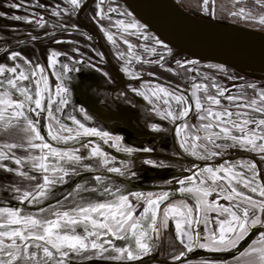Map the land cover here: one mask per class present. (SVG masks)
<instances>
[{"label": "rangeland", "instance_id": "374dc122", "mask_svg": "<svg viewBox=\"0 0 264 264\" xmlns=\"http://www.w3.org/2000/svg\"><path fill=\"white\" fill-rule=\"evenodd\" d=\"M83 1L84 0H78V5L73 6L70 0H12L10 1V3L7 2V4H5L6 9L0 8V14H3L0 16L5 18L7 22L13 21V19H11L12 16H21L25 19L17 21V23H19L20 25H26L25 28H20L18 26L17 29H19V31L16 29V31H14L13 33L12 30V33L10 32L8 36H4L5 33H3V31H0V66L4 68L16 67L17 73L15 75L17 76L19 75L20 71H23L25 75H29L30 80L21 81L20 84L22 87L27 86L29 89H31L32 92L30 94L32 95H34L35 91L37 90V82H39V90L43 92V95L39 98H41L42 100V105L46 106L47 109L46 111L37 110L40 111L39 116H37L35 112L28 111L25 113V116H27L28 119L10 121L9 117L13 115L14 110L8 109V111H3L5 105L0 104V112L3 113L4 117L3 119H0V209L8 211H17L20 219L19 225H13L8 229L0 230L11 231L12 228H19V230H21L25 235H31L32 233L28 232L27 226H25L23 223L26 217L38 218L41 220L45 218L56 219V214H61L62 216L64 212H69V217L63 219H77L80 221V223L76 225L69 224L68 230H66L67 234L86 236V225L90 227V224L89 222L84 221L83 214L79 213L78 209L82 206L86 207L91 203L101 200L99 192L102 189L104 190V185H107L108 189L116 188L118 184L116 182L118 180L114 177L113 174L122 173L121 175L123 177L135 180L136 174L134 175L132 171H128L126 173L125 169H123V167H120V162L114 159V157L109 153L104 152V157L92 156L91 158L84 160L83 162L85 163L90 161V163H88L87 166L84 167V171H91L90 174L88 175V177H84L79 181H76L74 184H71V181L69 179H65L64 171H70L72 174L77 171L71 169L72 167H74V162L68 161L65 158L63 160H56L55 163H51V160L54 161L56 156L51 155L49 153V150L31 147V144H41L48 142H46L44 137L43 140H38L35 138V134L31 131L29 127L28 120H31L35 123V127L37 131H39V133L41 131L46 132V134L52 140L60 144L72 142L70 141L72 139L70 132L73 130V127L67 125L62 120H59L54 110V107L55 105L60 104L58 106H61L60 111L62 114L65 113V111H68L69 99L73 98L74 95H76L73 89V85L78 84L80 85L79 90L85 91V84L90 85L89 82L87 83L88 79H90V82L92 80L94 84L101 76H99V73L101 71L97 66H103L106 63L105 59L102 58L103 55H99L98 53L96 54L95 52V49L98 47L95 44L94 37H92V31L87 26L83 25V22L82 24L80 20L76 18L75 12L78 6H80ZM182 1L192 9L209 8V3L205 4L204 0ZM2 2L4 1L0 0V7H5ZM13 4H19L20 7L13 8ZM214 6L216 16L223 21H226L231 24L264 30V23H261V19L264 18V0H214ZM115 8L120 9L122 12L129 15V12L126 8L123 7L122 9V7L120 8L117 5L115 6ZM241 8L244 9L243 13H240ZM115 10L116 9L114 8L106 7L105 10H99L98 12L96 11L92 14L93 17L94 14L95 16L97 14V16L101 20H97L96 22H99L101 24L99 26H101L103 32H105L103 42L108 48L109 54L112 59L115 61V63L119 62L121 66L124 63L123 68L126 72H128L127 77H129L130 79H135V77H137L138 79L141 78L140 73L143 72L144 76H142V79L145 78L149 72H156L160 75V77H162V80H160L161 83H165V85H170L169 83H171L173 88L180 89L182 90L181 92L187 90L190 106L189 113H194L198 111L200 115L203 114V116L206 117V119L199 120H197L195 116L191 117V120H195L194 123L199 122L197 123V125L199 124L198 126H196L195 124V129H198L195 133L198 134L200 137H203L201 136L203 132H207L210 136H215L212 130L213 128L205 129L203 126L209 123L214 126V123H219L218 121L216 122L213 117L207 116L206 109H211L212 111L216 109H226L227 111L232 113L247 115V113L250 112V109L252 107L264 108V101L261 100V97L264 96V80L244 76L240 73H237L236 71L229 70L227 67H223L220 65H211L209 63L199 64V62H187L186 65H179L178 61L184 59V56L181 55L176 56V58H165V64H171L174 67H181L183 76L182 80L184 83H187L184 84L183 82L178 80V77L174 73L168 71L169 68L165 69L164 66L154 64L146 66L137 65L134 67L132 64H127V61H131V59L133 58V56H129V49L136 50L137 48L139 50L141 46H143V44L141 43L142 39L136 35L131 38L130 32H124V30L131 31L134 28L128 27V25H133V23L130 21L125 22V20L127 19H119V21L117 22V26L115 25L114 19H112V17L114 18L116 15L114 14V12H116ZM87 15L89 16L88 12L86 10L83 11V18H86ZM28 20H31L32 23L29 24L27 22ZM27 23L29 25H27ZM39 24H41L42 27H40ZM139 25L140 24H136L135 27H138ZM121 28L123 30H121ZM113 30L115 32H113ZM10 34L18 35L16 36L17 38L15 37V35H13L12 39H10ZM109 35L112 36V40L108 39ZM114 37L118 39L122 46L118 43V41L115 40ZM37 39L39 40V42H35V40ZM62 44L63 46H61ZM64 44H66L67 46H64ZM34 47L36 48L35 53L33 54L31 52L33 51ZM13 53L19 54L16 59L11 58ZM53 53H56L54 57L52 55ZM58 53H60L61 55H58ZM64 53L65 55H63ZM44 55L46 56V59H48L49 63H46L44 61ZM80 55L81 58L79 57ZM26 56L28 57L26 58ZM153 57L155 58L156 55L154 54ZM37 65L44 69L42 75L44 76L45 80L40 79L41 73L36 67ZM33 72L36 73L35 76L31 75ZM86 72L88 73L87 76L85 75ZM110 72L113 75V72L111 70ZM6 75L9 77L13 76L12 73H6ZM164 78L166 79V81ZM2 79L3 77L0 76V80ZM167 79L169 83L167 82ZM108 80V84H102L106 89L109 90L108 92L103 91V93H99L100 90H91V93L93 97L98 94L103 95V102L111 105L114 110H118L115 109L116 106L109 100V97L112 101L114 99L118 100L123 94V88L121 87L120 89H115V81L111 79ZM181 84H184L186 88L181 87ZM196 85H199L200 87L197 88L195 87ZM92 89H94V87ZM5 90L6 89H4L3 87H0V99H7V97H4L2 95ZM220 91H223L222 96L219 94ZM124 95L126 97L127 93H124ZM10 96L13 101L20 99L11 93ZM176 96L180 95L174 91V93L172 94V98L175 102L176 100L174 99V97ZM208 96H215L217 99H219L220 104L216 105L211 103L207 100ZM125 97L122 96L121 99L129 103L130 100H125ZM228 97H233V99L230 100L228 99ZM75 98L76 100L74 101H76L77 105L78 97L75 96ZM197 99H199V102L202 105L201 109L196 108ZM61 100H66L67 103H60ZM252 101H255L256 103L252 104ZM129 104L132 105L131 103ZM237 105L245 106L238 107ZM32 106L34 107V105ZM81 106L82 105H78L76 107V110L82 109ZM28 107L29 105L25 103V108ZM173 108L174 114L178 111L181 112L180 115L183 113V111L181 110L183 109V106L181 108L180 105L178 106V104H174ZM57 111L59 112V110ZM71 111L74 112L75 110L71 109ZM122 111L125 112V110ZM146 112L149 113L151 118H155L157 115L154 109H151ZM77 113L79 112L77 111ZM252 114L255 115L253 112ZM258 116L259 118L257 121L264 118V113L260 112V115L258 114ZM234 118L237 119V117L235 116ZM245 118L246 116L239 117L241 121ZM75 120H77L79 124L81 123L83 125V131L84 129H100L98 125H88L82 123L79 118ZM119 122L118 120H115L113 121V124L118 125ZM172 123L174 124L175 121H172ZM152 126L153 125L151 124L150 128H152ZM168 127L170 128L169 123ZM155 128L161 129L160 126H155ZM69 129L71 131H68ZM117 129L120 131L121 127H117ZM232 129L233 128H230V131H232ZM152 130L154 129L152 128ZM161 130L165 129L163 128ZM231 134L235 135L232 132ZM258 134L264 135V131H261ZM83 135L85 134L80 132L77 136L81 137ZM53 136H56L57 139H53ZM86 136L96 137L94 135ZM127 136L131 137L132 133L130 132V134H128ZM212 138L209 137L208 139L206 137L203 138V140L211 141ZM219 139L221 140L219 141L220 146H214V144L212 145L210 142L206 141L204 151H215L216 154L214 155L218 156L221 155L225 150H236L234 149L236 147H234L233 144L227 142V140L230 139L224 138L222 134ZM214 141L217 142L216 140ZM256 143L261 144L260 142ZM48 144L51 146L52 149H55L61 153L68 152L69 154H71L75 152L76 155H82L81 152H78L79 148L70 149L69 147H55L52 146V144L50 143ZM87 144L95 145L96 142L93 139H89L87 141ZM225 144L230 146H226ZM9 145L16 146L9 147ZM240 147L243 149L245 148L244 146ZM43 155L48 156L47 161H44V163L49 166L48 172H44L43 169L33 167L34 161L32 158H38ZM206 155L212 156L209 153H206ZM258 155L263 157L264 152H261L259 154L257 153V156ZM105 157L108 160V164H104L103 162ZM16 160H21V163L17 164ZM39 162L40 161L38 159L35 161V163ZM165 162L166 160H162L161 164H165ZM156 164L158 163L156 162ZM126 165L129 166V163ZM54 166L55 168L58 167L57 169H55V171H53ZM109 167H118L124 170V172L122 170L119 173L109 172L107 170ZM134 167L138 168V163H136ZM172 171L180 172L181 169L176 164H173ZM21 173H26L27 175H21ZM262 174L264 176V172ZM45 175L56 178H59V176H64L65 180L62 181L61 185H59L58 182L55 184V186H46L47 195L44 197H40L37 186L38 184H43L41 182L43 181V176ZM96 176L102 177V182H97L94 179V177ZM28 177H35V179H29ZM176 177L180 178V174L176 175L173 181L176 180ZM65 191H70L71 194L69 193V195H67L68 192L66 193ZM24 192H30L33 195L27 199H23ZM172 201L176 202V199H173ZM19 203L23 204V206H17ZM180 205L181 204L178 205L179 208ZM189 206H191V203L189 204ZM90 215L96 219H100L99 214L90 213ZM3 217L4 213L0 212V224L7 223V219ZM173 223H176V219H173ZM248 233L249 231L246 232V234ZM246 234L244 235V238ZM244 238L240 240L236 246H238L244 240ZM14 239L15 243L21 247L25 244V241L20 240L18 237ZM91 239L92 238L90 237L89 241ZM0 240H2L5 245L11 244L13 242L7 237H0ZM109 240L111 241V243L104 245V248H106L107 251H104L102 249H92L89 245V248L87 250L73 251L68 249L66 251L68 253L66 257L79 261L102 260L106 262H123L127 260L126 254H121L120 252L116 251L117 248H125L120 247L122 246V242L117 240L115 241L111 238L110 234L102 235L101 241ZM27 243L33 246L27 249V251H36L34 245L43 244L44 242L29 240L27 241ZM177 245L178 244L176 237H174V233L172 232V230L168 229V254H170L172 250L176 248ZM250 252L251 251L244 249L240 251L236 256L230 257V259L228 258V261L223 262L224 260H221V263L219 264H228V262H230L229 264H240V262L243 263L245 261H240L241 259L246 257L253 258V255L250 254ZM20 255L21 253L18 252L17 256L19 257ZM39 256L40 258H43L42 251L39 252ZM164 257H166V254H164ZM4 258L7 259V257ZM14 264H26V260L18 259L16 262H14Z\"/></svg>", "mask_w": 264, "mask_h": 264}, {"label": "water", "instance_id": "95a60500", "mask_svg": "<svg viewBox=\"0 0 264 264\" xmlns=\"http://www.w3.org/2000/svg\"><path fill=\"white\" fill-rule=\"evenodd\" d=\"M89 0H84V2L79 6L77 16L76 18L80 20V22H83L87 24L88 27L92 28L94 30L93 36L95 44L97 47L101 50L103 55L105 56L106 60L108 61V64H110L111 68L114 71L115 77L117 78V84H115V89L123 88L125 86L124 82L125 79L121 73V70L118 66H116L112 58L109 54L108 48L104 44L98 29L94 24L90 22H85L81 18V10L83 7L88 3ZM124 8L127 9L129 12L130 19L132 18L135 20L136 23L140 24L141 27L145 30V32L150 34V37H152V40L156 44L165 45L169 48V52L167 55L159 54L156 52V56L159 55L158 60L156 61L158 65L163 64V58L164 57H175L176 56H184V59L181 61H178L180 63L178 64H184L186 65L187 62L194 63L199 62V64H206L209 63L211 65H220L223 67H227L231 71H236L237 73H240L244 76H248L251 78L256 79H263L264 80V30H260L253 27H246L236 24H231L228 22L218 21L215 20L213 15L211 18H205L201 16H197L184 7H182L176 0H118ZM127 22V21H125ZM133 28V27H132ZM125 32V31H124ZM127 32V31H126ZM128 33V32H127ZM137 35V34H134ZM22 38V37H21ZM141 39L145 38V35L140 36ZM35 39V38H34ZM116 40V39H115ZM117 41V40H116ZM125 44V43H124ZM127 44V43H126ZM137 49V48H136ZM142 50V48H140ZM131 50V49H129ZM130 52V51H129ZM139 54V51L135 52ZM158 53V54H157ZM22 57V56H21ZM28 56H26L27 58ZM31 57V56H30ZM152 63V62H151ZM151 65V64H150ZM87 72L85 75L87 76ZM81 79V78H80ZM78 82V81H77ZM90 83V85L85 84L86 90H79L78 84L73 85V89L76 95H74L73 98L69 99L68 104V111H65V113H61V106L55 105L54 110L56 112V115L58 116L59 120H62L67 125L72 126V129H78L81 131H78V133L82 132L84 133L83 129L80 127L82 125L81 123L75 119H80L82 123L88 124L87 121H90L92 125H98L100 129L94 128L96 131L101 133H108V136H96L92 137L94 138L96 144L95 145H89L87 144V137L86 135H83L81 137H78L77 143L74 142L72 139L65 144H60L54 140H52L44 131L40 132V135L44 137L46 142L52 144V146L60 147L64 146L65 148L69 147L70 149H78V152H81V156L83 159L80 160V162H74V167H72V170H77L73 174L70 171H66L67 175H65V179H69L71 181V184H74L76 181H79L80 179L84 177H88L91 171H84L89 162L85 163L83 162L86 159H89L92 157V150L94 148H99L102 153L106 152L109 153L116 159L118 162H120V167L125 169V172L132 171L133 174L139 176L137 177L135 175V180L123 177L121 174H113L114 177L118 180L116 183V188H110L108 192L104 191L103 189L100 190V197L101 200H98L91 204H96L99 202L107 203L108 201H113V199L117 200L120 196H127L128 201L134 206L135 208V216L139 217L140 212L143 211V208L147 206V200L149 198L157 201L158 208H156V213L158 215L159 208L162 204L165 202L172 200L177 197H185L193 200L195 204V217L192 223V229H193V240H198L199 242V236H197L198 233V223L201 214V204L198 201V199L195 197L193 193L185 192L183 189L178 186V184L172 182L170 186H167L166 188L160 187L159 189L161 192L159 194H153L154 193V184L160 183L161 181H164L165 179L169 178L170 167H166V164H161L162 160H168V155L164 151H160L158 147L159 139H156L154 136H158L159 133L163 134L165 132L162 131H156L152 130L150 126H148V123L146 126H141L140 128H136L133 125V122H119L118 125H114L113 118H115L116 115H119V109L121 108L120 104L118 105L117 99H114L113 101L116 102V107L114 110L112 106H109L111 108H108L107 103H104L100 96L101 94L96 95L95 97L92 96L91 90H100L98 88H104L106 91H109L106 89L102 84H98V82H95L93 84V81L88 79L87 83ZM144 86V84H141ZM94 87V89H92ZM4 89L9 91L14 96L21 99L19 92H16L14 90H11L7 84L3 86ZM72 89V90H73ZM77 91V92H76ZM116 91V90H114ZM99 93H101L99 91ZM78 97V104L76 105V98ZM122 96L125 97L124 94ZM188 96V94H187ZM135 98H140L139 96L135 95ZM132 97L126 95L125 100H130L129 103L124 101L126 104V107L122 108L125 110L123 112L121 110V115L130 117L129 115H133L134 113H142L144 118H149L150 115L147 109V106L141 103H133L131 100ZM101 100L102 102H100ZM109 100L112 102V100L109 97ZM189 103V99H188ZM28 104V103H27ZM78 105H82V109H77L76 107ZM162 106V104H161ZM59 107V109H58ZM157 115L155 118L160 124L164 126H160L161 128H164L166 130L174 129L178 122H175L174 124L171 121V118L174 116H178V112L174 114L172 112V116L168 117L165 116V118L158 114L162 113L160 111L161 108L159 106L155 105ZM163 107V106H162ZM189 107V104H188ZM71 109L75 110L74 112L71 111ZM181 109V108H180ZM59 110V112L57 111ZM77 111L79 113H77ZM115 111V112H114ZM224 110L216 109L213 112H222ZM84 112V113H83ZM93 112L95 113L96 117L89 115V113ZM250 113V112H248ZM241 114V116H246V118H252L249 115H253L252 112L250 114ZM163 114V113H162ZM255 115L252 118L254 120H258L260 115V112L257 111L254 113ZM190 113L188 111L186 116H189ZM121 116V117H123ZM240 116V117H241ZM151 118V117H150ZM263 118V117H261ZM213 119H215L213 117ZM226 119V118H225ZM233 119H235L233 117ZM264 119V118H263ZM216 120V119H215ZM217 122V120H216ZM168 123L170 128L168 127ZM172 123V124H171ZM218 123H214V126L212 128H219L227 125L230 128H233L231 123L227 124H220V127H217ZM115 127H114V126ZM105 127V128H104ZM117 127H121V130L119 131ZM109 129V130H107ZM147 129V131L142 130ZM155 129V128H154ZM212 129V130H214ZM234 129V128H233ZM232 129V131H234ZM138 130V131H136ZM154 131L153 133H148V131ZM237 130V129H236ZM118 131V132H117ZM134 131L136 132V136H127ZM208 134V133H207ZM223 135V134H222ZM210 136V135H209ZM162 140L165 141L164 135H162ZM86 138V139H84ZM119 138V139H117ZM144 138H147L149 142L147 144H144L141 142ZM212 138V137H210ZM216 138H212L211 141L214 142ZM87 140V141H86ZM161 140V142H162ZM217 141H221L219 139H216ZM228 143L231 144L229 140H227ZM214 142L213 144H215ZM82 145V146H81ZM123 148H116V146ZM226 146H230L225 144ZM105 146H108V150L103 151ZM135 147V148H134ZM130 148L132 149L131 152H126L125 149ZM81 149V150H80ZM144 149H149V151H144ZM256 150V151H255ZM77 151V150H76ZM252 151H255L253 153L261 152L259 148L253 149ZM214 160H206L203 163L208 166H215L220 161H222L221 155L215 156ZM249 158H254L257 160L256 156H252L251 154H247ZM54 157V156H53ZM241 157V156H238ZM53 159V158H52ZM60 158L56 156V158L51 160V163H55L56 160H59ZM156 162L158 164H156ZM61 163V161H60ZM129 163V166L126 164ZM138 163V168H135L134 165ZM57 164V163H56ZM140 165V166H139ZM58 168V167H57ZM54 166V169H57ZM122 170V169H121ZM64 171V173H65ZM124 172V170H122ZM184 170L179 172H173L174 175L180 174V176L183 174ZM93 173V172H92ZM95 173V172H94ZM55 174V173H53ZM64 175V174H63ZM54 176V175H53ZM167 176V177H166ZM44 177V176H43ZM52 179L59 180V178L56 177H50ZM63 176V181L65 180ZM41 183H44L42 181ZM40 183V184H41ZM115 183V184H116ZM192 183V182H189ZM56 184V183H55ZM55 184H52V186H55ZM59 185L62 184V182L58 183ZM114 184V183H113ZM39 185V184H38ZM158 185V184H157ZM176 185V186H175ZM66 192V191H65ZM68 192V193H67ZM67 195H69L70 191H67ZM71 194V193H70ZM148 195H150L148 197ZM165 197L163 200H159L158 198ZM59 198V197H58ZM78 203V202H77ZM80 205V203H79ZM17 206L22 207L23 204L19 203ZM199 209V210H197ZM75 210V209H74ZM149 216H151V213H149ZM156 222V220H155ZM154 222V224H155ZM144 223L147 225L148 221H144ZM154 226V225H153ZM148 227V237L147 242L150 245V251L148 254H141L142 258L138 260H125L123 262H108V264H174L182 260L190 259V258H206V259H219V260H225L227 258H230L232 256L237 255L241 250L245 248V246L252 240L254 237L258 236L262 231H264V225H256L255 227H252L249 229V233L246 234L244 240L235 247H229L224 250L220 251H209L207 248H203L200 250H195L198 244H193V250L192 254L187 250V248H184L183 255L179 257V259L175 260H162L160 258H157L153 256V252L155 248H157V244L152 238V227ZM111 238L115 241L122 242L120 247H129V244L133 242V237L131 233H123L122 235H114L110 234ZM127 235V239H119V236ZM189 241H187L188 244ZM154 248V249H153ZM153 249V251H151ZM67 248L62 249L61 253H55L57 259L63 260V264H86L94 260H88V261H79L75 259L68 258L66 256L62 255V252L67 251ZM102 261V260H100ZM52 264H55V261L52 262Z\"/></svg>", "mask_w": 264, "mask_h": 264}, {"label": "snow or ice", "instance_id": "6c2138e0", "mask_svg": "<svg viewBox=\"0 0 264 264\" xmlns=\"http://www.w3.org/2000/svg\"><path fill=\"white\" fill-rule=\"evenodd\" d=\"M71 4L73 6L78 5V0H70ZM204 3L207 4L208 0H204ZM13 8H19V4H13ZM244 9H240V13H243ZM236 14V13H233ZM3 15V14H0ZM11 19L20 21L25 19L21 16H12ZM28 23H32L31 20L27 21ZM261 23H264V18L261 19ZM128 27H135V25H128ZM109 40H112V36H108ZM18 53L12 54V59H16ZM53 57L56 55V53L52 54ZM51 61V58H50ZM39 69V72L41 73L40 79L45 80L43 74L44 69L40 67L39 65L36 66ZM66 67V66H65ZM6 73H12L13 76L9 77L6 75ZM17 73L16 67L11 68H4L0 66V76L3 77L2 80H0V87H3L5 83L7 86L16 92H19V95L21 99H17L16 101H13L11 99L10 93L5 90V92L2 94L4 97H7L6 100L0 99V104L5 105L3 111H8V109H13V115L9 117V120H26L28 119L27 116H25V113L28 111L35 112L37 116H39L40 111H46V106L42 105L41 97L43 95V92L39 90V82H37V90L35 91L34 95L30 94L32 92L31 89H29L27 86H21V81H29L30 77L29 75H25L23 71L19 72V75H15ZM32 76H35L36 73L33 72L31 74ZM195 87L199 88V85H196ZM160 92H164V89H160ZM59 92V89H58ZM221 96L223 95V91H220L219 93ZM167 95V93H166ZM176 100V103L183 104L186 103V100L183 96H176L174 97ZM228 99H233V97H228ZM207 100L210 101L213 104L219 105L220 101L215 96H208ZM261 100L264 101V96L261 97ZM25 103H28L29 107L25 108ZM60 103H67L66 100H61ZM167 103V101H166ZM252 104H255V101L251 102ZM34 105V107L32 106ZM238 107H244L245 105H237ZM196 108L201 109L202 105L199 102V99L196 101ZM40 110V111H37ZM257 111H260L264 113V108H257ZM188 111H190V106L188 108H185L183 110V115H187ZM207 116L208 117H214L219 123L216 125L217 127H220V124H227L231 123L233 128H236L240 131V136H235L231 134L230 128L220 127V131L215 133L217 137H220L221 134H223V137L226 139H231L233 141H236L238 144H248L251 145L253 149L259 148L261 152H264V143L257 144L256 140L259 139L261 141H264V135H259L255 131L252 132V135L249 136L247 133H245V127L249 123H254L256 125V128H261V126H264V119H260L259 121H256L252 118H245L242 121L239 119L240 115L239 113H232L227 111L226 109L222 112H213L211 109H206ZM169 116L172 115L171 112L168 113ZM237 117V119H233V117ZM3 113L0 112V119H3ZM179 119V115L176 117ZM201 119H206V117L201 116ZM226 118V119H225ZM29 127L31 131L35 134V138L38 140H43V137L40 136L39 131H37L35 127V123L31 120H28ZM81 128H83V125H80ZM205 129H210L213 127L211 123L205 124L203 126ZM68 131H71L70 129ZM85 135H94V136H108V133H101L96 131L95 129H84ZM71 138V137H69ZM53 139H57L56 136H53ZM119 139V138H117ZM16 145H9V147H15ZM219 146V145H217ZM31 147L33 148H41V149H47L49 150V153L51 155H55L59 157L61 160L67 159L71 162H78L81 159H83L81 156L76 155L75 152L69 154L68 152H58L55 149H52L51 146L48 143H41V144H31ZM126 152H131L132 149L126 148ZM144 151H149V149H144ZM92 156L94 157H104V153L100 151L99 148H94L92 150ZM34 163L33 167L43 169L44 172L49 171V166L44 163V161H47L48 156L43 155L38 158H32ZM39 160V163H35L36 160ZM104 164H108V160L105 157L104 158ZM17 164L21 163V160H16ZM246 167L255 168V165H247ZM63 170V169H61ZM109 172L113 173H119L121 171L118 167H109L107 169ZM55 171V169H53ZM208 173H211L213 180L215 181L217 178L224 180L227 178L228 180V186L231 187V193H229L225 198L229 199L230 201L233 199V194L237 197L242 196V194L237 191V189L232 186L231 180L234 178L235 174L233 173L232 176H228V173L231 172V169L223 168L219 169V171L225 172V176L218 177L217 171H214L211 168L206 169ZM67 175V172L64 173ZM21 175H27L26 173H21ZM29 179H35V177H28ZM94 179L97 182H102V177L96 176ZM192 178H189L191 180ZM244 179V177H242ZM44 183L41 185H38L39 190V196L44 197L47 195V187L48 185H52L58 182L63 181V176L59 178V180L52 179L48 175H45L43 177ZM183 183V181H181ZM204 181H201V184L203 185ZM250 183H246L244 187H249ZM221 192H226L227 189L221 186ZM253 192L258 191L257 188L251 189ZM104 191L108 192L110 191L107 187V185H104ZM185 192H193L192 188H186L183 189ZM203 191V194L206 196L208 195V189L204 188H197L196 192ZM260 195L264 197V188L259 189ZM33 194L30 192H24L23 193V199H27ZM165 197L158 198L159 200H163ZM248 201L247 206H243L242 204H237L235 206V209L233 208H221V214L222 213H228L231 216V220L229 221H217L219 223V235L216 234V232H212L209 236L205 237L206 243L198 244V240H193L192 236L188 235L187 230L182 227V225L178 222L176 224V230L178 237H184L186 236L188 239V244L185 245L187 250L191 252L193 250V244H198L200 248H207L209 251H220L224 250L226 248L235 247L240 240L244 238V234L249 231L250 228L255 227L256 225L261 223L260 217L256 215L257 208H259V211L264 212V202H260L259 205H257L256 202H253L250 197L244 198ZM180 207H184L183 205H180ZM219 207V206H218ZM156 208H158L157 201L149 198L147 200V206L143 208V211L140 212L139 217L135 216V208L134 206L128 201L127 196H120L118 200H115L110 203H96V204H89L88 206H82L78 209L79 213L83 214L84 221L89 222L90 227L86 225V236H80V235H68V225H76L80 223L77 219H63L69 217V212H64L61 216V214H56V219H49L45 218L43 220L33 217H26L23 221L24 225L27 226V230L29 233H32L31 235H25L19 228H12L11 231L7 230H0V237H7L8 239H11L13 242L11 244L5 245L2 240H0V264H14L18 259L20 260H26V264H52L53 261H55V264H63V260L57 259L55 253H61V250L64 248L73 250V251H81V250H87L89 248V245L92 249H102L104 251H107L106 248H104L105 244H110L111 241H101L102 235L105 234H114L115 232H124V233H131L133 237V242L129 244V247L127 248H117L116 251L120 252L121 254H126V258L129 261L132 260H138L141 259V254H148L150 251V245L147 242L148 237V227L153 226L155 220L157 219V213ZM173 212H177V208L170 209ZM199 210V209H197ZM188 213H191V209L187 210ZM0 212L4 213V217L7 219V223L0 224V229H8L13 225H19L20 219L19 214L17 211L12 210H4L0 209ZM90 213H96L99 214L100 219H96L93 216L90 215ZM149 213H151V216H149ZM181 215H184V213H180ZM187 223L191 224V220H188L187 217H185ZM144 221H148V224L146 225ZM199 223V221H197ZM225 223H227L229 226L225 228ZM152 230L155 231L154 226L152 227ZM74 231V230H72ZM261 237L264 238V231L260 233ZM197 236L199 234L197 233ZM19 238L22 241H25V244L21 247L15 243L14 238ZM92 238L89 241V238ZM119 239H127V235L119 236ZM29 240H35V241H42L43 244H36L34 245L36 251H27L30 247H33L32 245H29L27 241ZM100 241V242H98ZM181 243H184L183 239H181ZM43 252V258H40L39 252ZM253 252H257L258 250L253 248ZM21 253V255L18 257L17 253ZM63 256H67L68 253L62 252ZM183 255V253H181ZM4 257H7L5 259ZM176 259H179V257H176ZM261 264H264V252L261 253Z\"/></svg>", "mask_w": 264, "mask_h": 264}, {"label": "crops", "instance_id": "0c3cea01", "mask_svg": "<svg viewBox=\"0 0 264 264\" xmlns=\"http://www.w3.org/2000/svg\"><path fill=\"white\" fill-rule=\"evenodd\" d=\"M122 96L118 99L117 104L121 106L119 111L123 110L122 108L126 107V104L123 99H121ZM114 105H116V102L112 101ZM111 105H108V108ZM192 107V106H191ZM122 112H120L119 115H116L113 120H120V122H133V125L136 128H140L141 126H146L148 123V126L151 127V124L153 125L152 128L154 129L155 126H158L159 123L156 119L152 118H144L141 112L140 113H134L130 117H126L121 115ZM179 119L176 118V116L171 118V121L178 122L176 127L173 129L171 133H168V130L165 129V133L161 134L159 133L158 136H154L156 139H159L158 147L160 151L166 152L168 155V160H166L165 164L166 167H170L169 169H172L173 164H176L182 171L184 170L183 174L180 176V178L175 177L172 170L169 171L171 173L169 175L168 179H165L164 181H161L158 184V187L154 188V193L159 194L161 190L160 187L166 188L167 186H170L172 182H176L179 187L181 188H192L193 193L195 197L198 199V201L201 204V214L199 218L198 223V234H199V242L198 244L206 243L205 237L209 236L212 232H216L217 235H219V223L217 221H229L231 220V216L228 213H222L221 214V208H233L235 209V206L237 204H242L243 206H247L248 201L244 198L250 197L253 202H256L257 205H259L260 202H264V197L260 195L259 189L264 188V166H261L260 161H262V156L258 155L257 153H253L255 151L249 152L246 148L236 147L234 149L236 150H225L221 154L222 161H220L217 165L208 166L204 164L203 162L206 160H214V156H207L206 153H209L211 155L216 154L215 151L205 152L204 148L201 147V138L206 137H215V136H209L207 132L204 133V135L201 134L200 137L197 132L198 129H195L197 123H194L191 117L195 116L197 120L201 119L200 117L203 116V114H199V112L190 113L189 116L180 115ZM196 113V114H195ZM123 116V117H121ZM190 118V119H189ZM194 120V119H193ZM195 121V120H194ZM151 123V124H150ZM179 127V128H178ZM163 129V128H162ZM146 130L147 129H142ZM154 130L159 131L160 128H155ZM138 131V130H136ZM131 132V131H130ZM136 132H132V136H136ZM162 135L165 137V141L162 140ZM167 139V140H166ZM162 140V142H161ZM177 141L180 147L177 146ZM186 145V147L184 145ZM135 148V147H134ZM263 153V152H262ZM247 154H251L252 156L255 155L258 157V160L254 158H249ZM241 156V157H238ZM254 156V157H255ZM258 161V162H257ZM255 165V168L246 167L247 165ZM227 168L231 169V172L228 173V176H232L234 173L235 176L231 180L232 186H234L237 191H239L242 196L237 197L233 194V199L230 201L229 199H226L225 197L231 193V187L228 186V180L227 178L224 180L216 179L215 181L212 178L211 173H208L206 169L211 168L214 171H217L218 177L225 176V172L219 171V169ZM206 175V176H205ZM167 177V176H166ZM244 177V179H242ZM189 178H192L189 180ZM183 181V183H181ZM201 181H204L203 185L201 184ZM192 182V183H189ZM175 183V184H176ZM246 183H250L249 187H244ZM176 186V185H175ZM221 186L227 189L226 192H221ZM197 188H204L208 189V195H204L203 191L196 192ZM257 188L258 191L253 192L251 189ZM176 202L169 200L164 203L163 206L160 207L156 222L154 224L155 231H152V238L156 242L158 246V242L160 239H162L165 242V254L166 257H161L162 260H175L176 257H181L184 255H181V253L184 252L185 245L187 244V237H178L177 230H176V224L179 222L182 227H184L188 235L193 236V229H192V223L195 217V204L193 200L185 197H177ZM118 200V199H117ZM115 201V199H113ZM108 201L107 203L113 202ZM184 203V204H183ZM191 203V206L189 204ZM177 204V205H174ZM179 204H183L182 207H178ZM219 206V207H218ZM177 208V212H173L170 209ZM187 207V208H186ZM191 208V213H188V209ZM180 213H184V215H181ZM256 215L260 217L261 223L258 225H264V212L259 211V208H257ZM185 217H187L188 220H191V224L187 223ZM173 219H176V223H173ZM229 225L225 223V228H227ZM171 227V229H169ZM172 230L174 233V237H176L177 240V246L172 250L170 254H168V246H167V230ZM124 232H115L114 235H122ZM246 234V233H245ZM244 234V235H245ZM181 239H183L184 243H181ZM231 247V246H230ZM255 248L258 251L253 252L252 249ZM154 249V248H153ZM200 250L203 248H200L198 245L195 250ZM246 250L251 251L250 254L253 255V258H243L240 261H245L243 263L240 262V264H261V253L264 252V238L261 237L259 234L258 236L254 237L246 246ZM243 249V250H244ZM174 251V253H173ZM242 251V250H241ZM194 251L191 252V254ZM172 254V255H171ZM174 254V255H173ZM176 254V255H175ZM236 256V255H235ZM233 257V256H232ZM230 259V258H229ZM250 259V260H249ZM249 260V261H246ZM228 261V258L225 259L223 262ZM156 263V262H154ZM151 263V264H154ZM221 263V260L219 259H206V258H190L186 260L179 261L174 264H219ZM230 262H228L229 264ZM227 264V263H226Z\"/></svg>", "mask_w": 264, "mask_h": 264}, {"label": "flooded vegetation", "instance_id": "af4514ba", "mask_svg": "<svg viewBox=\"0 0 264 264\" xmlns=\"http://www.w3.org/2000/svg\"><path fill=\"white\" fill-rule=\"evenodd\" d=\"M176 1L182 7H184L185 9H187L188 11H190L191 13H193V14H195L197 16H201V17H205V18H211V16L213 15V17H214L215 20L223 21L220 18H218L216 16V14H215L214 0H208V3H209L208 4V7L209 8H207V9H203V8L202 9H195V8L192 9V8L188 7L182 0H176ZM116 5L119 6L120 8L122 7V9H123V6L118 1H116V0H89L88 3L81 10V14H80L81 15V18L85 22H90V23L94 24V26H96V28L98 29L99 34H100L102 40L104 38V33L105 32H103V29L101 28V26H99L101 24L99 22H96L97 20H99V21H101V20L97 16V14H96V16L94 14V17L92 16V14L95 13L96 11L98 12L99 10H105L106 7L107 8H114V9H116L115 10L116 12H114V14H116V15H115L114 18L112 17V19H114V23H115L116 26H117V22L119 21V19H121V20L127 19L125 21H130V22L133 23V25L138 24V23L135 22V20L133 18L131 20L130 19V16L128 14H125L120 9L115 8ZM78 8H79V6H78ZM78 8H77V10L75 12V15L76 16H77ZM85 10L88 12L89 16L87 15L88 17L86 16V18H83L82 13ZM195 12H197V13H195ZM223 22H226V21H223ZM83 25L87 26V24H85V23ZM88 28L94 33V30L92 28H90V27H88ZM113 28H115V27H113ZM117 29H119V28H117ZM121 30H123V29L121 28ZM140 30H142V31H140ZM124 31H127V30H124ZM113 32H115V31L113 30ZM127 32H130V34H131L130 37L131 38H133L134 34H137L136 36H138L139 38H140L141 35H145V38H143L141 40V43L143 44V46H141L142 50L141 49H139V50L138 49H136V50H134V49L129 50L130 51L129 52L130 55L129 54L128 55L129 56H133V58L132 59L129 58V59H131V61L128 60L127 61V64H132L134 67L137 66V65H139V66H146V65H150V64L151 65H154V64H157L158 65V63L156 61L158 60L159 55L154 58L153 57L154 54H156V52H158L159 54H164V55H167L168 54L169 48L167 46H165V45H161V44L154 43V41L152 40V37H150V34L147 33V32H145V30L143 29V27H141L140 25L138 27H134L133 30L127 31ZM115 39L118 41L117 38H115ZM118 43L122 46V44L119 41H118ZM61 46H63V44ZM64 46H67V45L64 44ZM137 51H139V54L138 53H135ZM95 52H96V54L98 53L99 55L100 54L103 55V53L101 52V50L99 48H96L95 49ZM58 55H61V54L58 53ZM63 55H65V53ZM79 57L81 58V55ZM102 58L105 59V62L107 63V65L105 63L103 66H97L100 69V71H101L100 72L101 74L99 73V76L100 75L101 76L98 78V80L96 82H98V84H108V82H107V81H109L108 79H111V80H114L115 81L114 84H117V78L115 77V74H114L113 69L111 68L110 64H108V61L106 60V58H105L104 55H103ZM165 58H168V57H164L163 58V61H162L163 64L160 65V66H164L165 69H168L169 68L168 71H170L171 73H174L178 77V80L181 81V82H183V80H182L183 79V76H182V69H181V67H174L171 64H168V65L165 64V62H164V59ZM43 59H44V61L46 63H49V61H48V59H46V56L45 55L43 56ZM90 59H92V58H90ZM92 60H94V59H92ZM112 61H113V63L116 66L119 67V69L121 70V73H122V75H123V77L125 79V82H124L125 86L123 87V92L122 93L123 94L124 93H127L128 96L132 97L131 98L132 99L131 101L133 103L136 104V103H140V102L142 103L143 102V104H145L147 106L148 111L151 110V109H154L156 111L157 108L155 107V105H157V106H159V108H161L160 111L163 113V114L162 113H158V114L162 115L164 118H165V116L171 117L173 114L171 116H169L168 113L169 112L172 113L174 111L173 105L174 104H177L175 101H173V98H172V94L175 91L180 96H183L185 98V100H186V103L179 104L181 106V108L183 106V109H181V110L183 111L185 108H188V104L189 103H188V96H187L188 91L187 90H184L183 92H181L182 90L177 89V88H173L172 84L168 82V79H167V82L170 85H165V83H161L160 80H162V77H160V75L158 73H156V72H153V73H150L149 72L148 75L145 77V78H148V79H145V78L142 79V76H144V72L143 73H140L141 74V78L138 79L137 77L134 76L135 79H130L129 77H127L128 76V72H126L124 70V68H123L124 67V63L121 66L118 61H117L118 63H115V61L113 59H112ZM178 63H180V62H178ZM165 65H167V66H165ZM108 68L113 72V75H112V73L110 72V70ZM180 72H181V74H180ZM140 79H142V80H140ZM165 81H166V79H165ZM141 84H144V86L141 85ZM184 84H187V83H184ZM184 84H181V87L186 88V86ZM161 88L164 89V92H160L159 91ZM98 89H100V92L101 93H103V91H106L104 88H98ZM106 92H108V91H106ZM166 93H167V95H166ZM135 95L139 96L140 98H135L134 97ZM102 96L103 95L100 96V99L103 101ZM101 100H99V101L102 102ZM166 101H167V103H166ZM161 104H162L163 107L161 106ZM256 109L257 108L252 107L250 109V112L256 113L257 112ZM89 115H91V117H93L96 114L93 113V112H91V113H89ZM249 116H251L252 118H256V117H253L254 115H249ZM190 118H191V115H190ZM192 121L194 122V120H192ZM87 122H88V125L89 124H92V123H90V121H87ZM160 126H164V125L160 124ZM107 130H109V129H107ZM233 130L234 131H231L233 134L239 135V136L241 135L240 131L238 130V132H237L236 128H234ZM78 131H81V130L73 129L70 132V135L72 137V140L74 142H76V143H77V140H78V136H77L78 135ZM159 131L165 132V130H159ZM172 131H173V129H169L168 130V133H171ZM253 131H255L258 134L261 131H264V126H261V128H256V125L254 123H249L245 127V133H247L249 136H251ZM153 132L154 131H152V130L148 131V133H153ZM217 132H219V128H215L213 130V133L214 134L217 133ZM204 133L205 132H203L202 135H204ZM86 137H87L88 140L89 139L95 140L94 138H92L90 136H86ZM215 137H216V139H219V137H217L216 135H215ZM207 138L209 139V137H207ZM203 141H204L203 138H201V142L200 143H201V147L202 148L205 147V142L206 141L207 142H210L212 145L215 142V141L213 142V141L206 140L203 143ZM229 141L231 142V144L234 145V147L244 146L246 149H248L249 152H251V150L253 149L251 145H248V144H245V145L238 144L236 141H233L231 139ZM141 142H143L144 144H147V142H149V141H148L147 138H144ZM256 142L264 143V141H261L259 139H257ZM217 145L220 146V142L219 141H217L214 144V146H217ZM233 145H231V146H233ZM120 146L121 147H119V145H118V146H116V148L117 149L118 148H121L122 149L123 146L122 145H120ZM177 146L180 147V145L178 144V141H177ZM184 146L186 147V145H184ZM105 148L106 149H104L103 151H105V150L107 151L108 150V146H105ZM256 158L258 160V157H256ZM262 158H263L262 161H260L259 163H261V166H264V155H263ZM152 187H158V185L157 184H154V186H152ZM153 194H155V193H153ZM149 196L150 195H148V197ZM163 205L164 204H162L161 206H163ZM169 229H171V227H169ZM164 246H165V242H163V237H162V239H160V241L158 242L157 248H155V250L153 252V256H155L157 258H161V257L163 258L164 257V254H165V247ZM151 251H153V249ZM166 257H168V256H166ZM86 264H108V262H106V261H100V260H94V261H91V262L86 263Z\"/></svg>", "mask_w": 264, "mask_h": 264}, {"label": "trees", "instance_id": "16d2710c", "mask_svg": "<svg viewBox=\"0 0 264 264\" xmlns=\"http://www.w3.org/2000/svg\"><path fill=\"white\" fill-rule=\"evenodd\" d=\"M2 1H4V2H2L3 3V5H5V4H7V2H9L10 3V1H12V0H2ZM0 8H3V9H6V5H5V7L3 6V7H0ZM30 24V23H29ZM28 23H27V25H29ZM40 25V27H42L41 26V24H39ZM20 27V28H25V26L26 25H20L19 23H17V21H15V20H13L12 22H7L6 21V19L5 18H3V17H1L0 16V31H3V33H5L4 34V36H8L9 35V33L11 32L12 33V30H13V33H14V31H16V29H17V27ZM18 31H19V29H17ZM22 30V29H21ZM1 33V32H0ZM1 35V34H0ZM11 36H9L10 37V39H12V37H13V35H15V37L18 35V34H10ZM17 38V37H16ZM14 40V39H13ZM39 42V40L37 39V40H35V42ZM16 43V42H15ZM35 48L36 47H34L33 48V51L31 52V53H35ZM31 49V48H30Z\"/></svg>", "mask_w": 264, "mask_h": 264}]
</instances>
